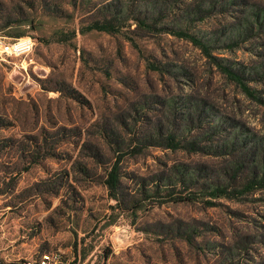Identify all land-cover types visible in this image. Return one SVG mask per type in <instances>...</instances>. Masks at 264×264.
Returning <instances> with one entry per match:
<instances>
[{
	"label": "rangeland",
	"instance_id": "obj_1",
	"mask_svg": "<svg viewBox=\"0 0 264 264\" xmlns=\"http://www.w3.org/2000/svg\"><path fill=\"white\" fill-rule=\"evenodd\" d=\"M167 1L0 0V39L34 44L0 57L2 262L264 264V188L163 203L153 183L181 163L228 187L239 164L236 182L264 178V0ZM104 7L126 19L122 31L83 33ZM144 14L202 39L258 99L189 40L141 29ZM175 123L182 139L238 146L219 157L137 149ZM121 155L118 205L106 180Z\"/></svg>",
	"mask_w": 264,
	"mask_h": 264
},
{
	"label": "trees",
	"instance_id": "obj_2",
	"mask_svg": "<svg viewBox=\"0 0 264 264\" xmlns=\"http://www.w3.org/2000/svg\"><path fill=\"white\" fill-rule=\"evenodd\" d=\"M173 1L174 4L180 3L182 0H168L167 3L170 4ZM114 3L110 4L112 6ZM116 4V3H115ZM156 6V5H154ZM109 7H104L103 10H99L95 19L90 22L85 28L82 29L83 33L86 32H101L107 34H116L122 31V24L126 21V19L121 17V14L116 12V16H111V10ZM164 14V18H167V14L165 11H160L158 13L159 17H162ZM164 18H159L160 22L163 23ZM204 17L200 18L203 20ZM138 26L144 30H155L163 33H168L170 35L189 40L196 47L204 50V52L212 57L210 54V47L200 38L195 35L190 34L184 29H180L177 27L161 25L156 23L155 19H151L148 14H144V17L136 18ZM18 37H22L21 35ZM65 41V40H58ZM213 58V57H212ZM220 70L228 76L229 79L235 81L237 84L241 85L243 91L253 97L257 98L254 94V90H252L247 84L244 82L245 76L240 71L234 70L221 62H218L217 59L213 58ZM153 67L155 65L151 64ZM258 99V98H257ZM260 100V99H259ZM262 101V100H260ZM212 135H208L205 139H211ZM236 139V138H234ZM207 140H200L199 137L192 139H182L179 137L177 132V124H172L168 127L160 124V127L155 131L151 132V135L146 136L139 142L137 145V149H145L148 147H160L163 149H169L172 151L184 150L187 152L201 153L204 155H210L214 157L227 155L228 151H234L238 144L233 140V142L225 143L220 147H212L208 145H203ZM230 145V146H229ZM123 156L121 155L118 162H116L110 172L108 173L106 185L109 190L110 197L118 202V205H121V166L120 161ZM200 173L202 172L201 168ZM244 168L239 164L237 168L234 170L235 174H233V184L234 182L237 184L236 187H228L223 185L221 182H210L209 177L203 179L202 176H199L200 173H197L196 169L188 164H176L171 168H168L166 171L162 172L157 176L156 180H153L155 184L156 194H164L163 203L166 202H184V201H194L202 196H208L211 198H226V199H238L246 193H250L254 190L264 188V178H260L255 172H253V176L251 178H246L243 182H236L239 174L242 173ZM185 190H194L191 192L189 196H184ZM145 194H147V190L144 189ZM202 195V196H201ZM137 203L142 202H134L133 209L140 208L141 206H136ZM210 203V202H208Z\"/></svg>",
	"mask_w": 264,
	"mask_h": 264
},
{
	"label": "built area",
	"instance_id": "obj_3",
	"mask_svg": "<svg viewBox=\"0 0 264 264\" xmlns=\"http://www.w3.org/2000/svg\"><path fill=\"white\" fill-rule=\"evenodd\" d=\"M33 41L29 38H19L10 42L0 39V57L17 58L26 56L33 48ZM0 264H65L61 256L54 253H44L27 259H19L12 263L2 262Z\"/></svg>",
	"mask_w": 264,
	"mask_h": 264
}]
</instances>
